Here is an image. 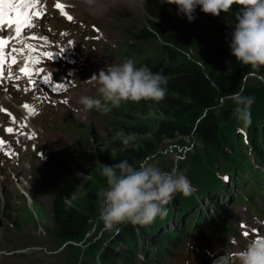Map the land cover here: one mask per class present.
<instances>
[{"label": "rangeland", "instance_id": "rangeland-1", "mask_svg": "<svg viewBox=\"0 0 264 264\" xmlns=\"http://www.w3.org/2000/svg\"><path fill=\"white\" fill-rule=\"evenodd\" d=\"M160 1L166 13V23L161 28L163 37H155L151 42L192 53L190 34L192 26L200 19L198 9L193 14L195 19L188 22L177 13L175 5ZM74 5L76 20L86 22L81 26L82 30L95 36L96 33L90 29L91 25H95L100 30L102 40L92 43L99 48L89 61L79 57L70 68L74 80L73 88L67 91L70 106L45 109L40 118L33 121L37 129H34V135L38 136V140L30 141L28 155L22 156L12 165L6 164L0 170V251L4 252L0 254V264H62V258L57 259L60 256L56 254L60 249L55 250L52 243L56 241L52 202L57 195L67 197L70 205L83 206L91 214L90 228L80 254H90L96 249L105 248L117 231L105 230L99 219L101 194L107 186L106 178L101 174L102 165L103 158L109 160L118 151H141L146 157H151V162L162 171L175 170L184 174L191 188L196 189H203L206 176L225 160L222 155L206 154L203 145L193 134L170 138L165 132V129L171 132L188 131L202 118L199 109L181 117L164 118L147 101L122 103L104 115L119 120L123 127L136 128L142 125L150 131L127 136L108 135L102 128L103 113L95 109L83 111V106L78 104L79 97L97 96L98 85L80 78L79 72L86 69L87 78L93 70L99 68L100 71L105 66L113 65L111 55L106 56V52H101L108 47L109 52L115 53L118 46L122 49V42L128 41L125 33L115 24L116 20L126 21L137 30L147 29L148 18L145 0H93L91 3L78 2ZM234 8L236 10V6ZM86 40L83 39L89 43ZM238 96L254 98L247 108L251 121H255L253 117L264 115V68L244 76L237 95L231 98L217 97L213 103L222 130L229 133L231 141L235 139L233 132L240 128L238 124L241 123L236 112ZM20 103L18 97L9 105V109L18 114L17 125L28 116ZM11 120L10 116L8 122ZM24 128L19 130L22 132ZM242 128L246 131L247 127L243 125ZM114 143L124 145L123 149L118 150ZM76 155L85 157L83 170L79 173L63 166L66 159ZM139 163L134 166L138 167ZM38 167L42 172L35 170ZM225 205L229 204H223V207H227ZM241 210L240 205L236 210L238 218L244 217ZM204 211L210 212V206ZM222 211L224 209L218 210L220 215ZM123 225H118L119 230ZM71 252H67L68 258Z\"/></svg>", "mask_w": 264, "mask_h": 264}, {"label": "trees", "instance_id": "trees-1", "mask_svg": "<svg viewBox=\"0 0 264 264\" xmlns=\"http://www.w3.org/2000/svg\"><path fill=\"white\" fill-rule=\"evenodd\" d=\"M197 9L200 19L192 26L190 34L192 53L173 46H156L158 54L148 48H137L133 55L137 58L135 64L147 65L153 72L162 71L167 78L164 99L159 102L147 101L159 115L172 118L184 116L193 110L201 111L202 118L188 131L171 132L170 129H165L168 137L177 138L193 134L203 145L206 154L228 156L238 168L246 169L249 165V158L246 155L241 156L236 151L237 140H229V133L222 130L218 115L213 110V103L217 97L231 98L237 95L241 79L250 74L252 70L249 66L240 65L231 55L229 43L232 27L227 14L222 13L219 17H212L202 13L199 7ZM145 12L148 18L147 29L143 28L136 35V39L151 45L155 37H163L161 28L166 23V13L160 0H145ZM249 118L250 122L241 121L238 126L250 127L257 123L251 121V117ZM262 118L264 119V115L253 117V120L263 124ZM149 132L146 126L127 128L122 124L118 136L142 135ZM233 133L235 137H238L237 131ZM248 134V141L254 148L253 158L263 165L264 150H258L259 145L257 144L260 134L258 132H248ZM231 142L233 144L231 148L234 151L232 155L225 150ZM123 146L114 143V147L118 150H122ZM145 158L146 155L141 151L123 149L109 160L103 158V161L104 165H111L127 160L134 166L135 163L142 162ZM84 159L83 155H76L69 159L64 167L69 169L73 166L74 171L79 173L83 170ZM67 200V197L57 195L52 202V219L56 235V241L52 242L56 247L65 245L63 264H87L89 258L97 255L100 257V264H134L133 245L127 247L126 250L122 248L117 250L116 247L120 244H130L131 239L134 238L132 226L139 228L138 225L127 223L116 232L105 248L96 249L90 254H80L84 238L90 228L91 214L83 206L70 205ZM67 252H71L69 258Z\"/></svg>", "mask_w": 264, "mask_h": 264}, {"label": "clouds", "instance_id": "clouds-1", "mask_svg": "<svg viewBox=\"0 0 264 264\" xmlns=\"http://www.w3.org/2000/svg\"><path fill=\"white\" fill-rule=\"evenodd\" d=\"M175 5L177 13L192 22L197 7L206 15L227 14L232 31L229 48L232 57L242 66H249L250 74L264 68V0H163ZM233 6L236 10L233 12ZM89 82L98 85L97 96L82 95L78 104L83 111L95 109L107 114L122 103L155 101L166 95L167 78L162 71L153 72L147 66L136 67L132 59L122 64L108 65ZM253 97L238 96L237 118L250 122L248 106ZM127 142V141H125ZM146 157L138 167L127 160L102 165L107 186L102 192L99 219L105 230L119 231L118 225H149L157 217L164 218L174 196L191 195L187 177L178 172L162 171ZM214 264H264V235H255L247 246L236 253L222 255Z\"/></svg>", "mask_w": 264, "mask_h": 264}, {"label": "snow or ice", "instance_id": "snow-or-ice-1", "mask_svg": "<svg viewBox=\"0 0 264 264\" xmlns=\"http://www.w3.org/2000/svg\"><path fill=\"white\" fill-rule=\"evenodd\" d=\"M15 5V7H13ZM28 0H0V32L3 31V28L5 25H7L9 28L14 27L16 37H19L23 34V32L26 29H31L34 27L32 23V19L34 17H39V12H33L31 15L28 14V7H29ZM56 7L61 11V14L63 15V6L60 4H57ZM5 9H9L8 14L6 15ZM67 19L71 20L72 18L70 16L67 17ZM32 39H35V37H32ZM8 42L4 39H0V77L3 75V67L5 64V57H4V48ZM25 47L29 48V51H33L34 49L31 48V46L26 45ZM62 51H64L62 49ZM44 55L48 56L50 60L53 59V56L50 53H45ZM33 63H39V60H33ZM11 63H16V61L13 59ZM21 74L24 76L30 77L32 75L31 71L27 68V66L21 70ZM44 84H50L51 83V77L45 76L44 79L41 81ZM36 85L37 81L31 82ZM63 85H53L52 91H58L61 89ZM27 108L28 106L25 105ZM29 114H33V110L29 109ZM6 131L11 132L12 129H7ZM29 139H32L31 136L28 137ZM0 144H2V141H0ZM247 235V233H245Z\"/></svg>", "mask_w": 264, "mask_h": 264}, {"label": "bare ground", "instance_id": "bare-ground-1", "mask_svg": "<svg viewBox=\"0 0 264 264\" xmlns=\"http://www.w3.org/2000/svg\"><path fill=\"white\" fill-rule=\"evenodd\" d=\"M158 2V1H157ZM22 129V128H21ZM23 130V129H22ZM231 184V183H230Z\"/></svg>", "mask_w": 264, "mask_h": 264}]
</instances>
